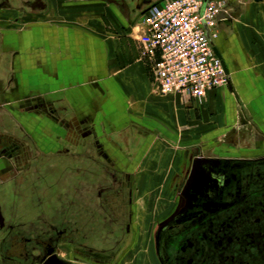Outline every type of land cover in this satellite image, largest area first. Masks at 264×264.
Wrapping results in <instances>:
<instances>
[{"label":"flooded vegetation","instance_id":"obj_1","mask_svg":"<svg viewBox=\"0 0 264 264\" xmlns=\"http://www.w3.org/2000/svg\"><path fill=\"white\" fill-rule=\"evenodd\" d=\"M47 3L0 0V264H123L137 240L133 167L148 137L105 140L67 101L38 98L53 95L50 84L23 87L27 41L3 28L9 14L15 24L46 17ZM10 95L30 99L6 106ZM254 129L229 136L223 153L194 149L173 177L176 203L154 235L159 264H264V125Z\"/></svg>","mask_w":264,"mask_h":264},{"label":"crops","instance_id":"obj_2","mask_svg":"<svg viewBox=\"0 0 264 264\" xmlns=\"http://www.w3.org/2000/svg\"><path fill=\"white\" fill-rule=\"evenodd\" d=\"M159 1L47 0L46 54L30 53L32 44L27 43L20 48L23 59H19L24 61L19 66L21 78L28 75L30 79H23L24 88L31 87L37 77L39 84H50L54 93L48 97L67 101L72 110L79 112L84 124L87 117L100 121L96 126L103 139L109 141L126 131L132 143L148 137L145 153L137 160L134 171L136 187L142 186L148 194L150 186L158 185L159 177H165L160 182L167 184V177L173 178L184 170L187 159L180 152L187 154L191 149L207 146L204 141L209 140L210 146L223 153L229 136H237L247 127L264 125V1L226 0V14L218 21L214 47L228 69V83L209 92L201 102H183L178 95H159L140 59L136 42L130 38L129 29ZM94 24L101 33L115 32L116 39L110 46L104 44L101 34L76 29ZM113 51L115 56L111 58ZM91 80H97L100 86L95 92L86 87ZM108 87L112 98L123 102L122 112L127 118L121 112L109 113L104 103L110 96ZM20 98L10 95L5 104L14 105ZM158 133L176 139L174 143L181 148L177 154L162 157L160 150L157 152L156 145H164L156 137ZM216 151L213 156H221Z\"/></svg>","mask_w":264,"mask_h":264},{"label":"built area","instance_id":"obj_3","mask_svg":"<svg viewBox=\"0 0 264 264\" xmlns=\"http://www.w3.org/2000/svg\"><path fill=\"white\" fill-rule=\"evenodd\" d=\"M226 0H161L137 25L139 55L161 96L201 102L228 83L212 42Z\"/></svg>","mask_w":264,"mask_h":264},{"label":"rangeland","instance_id":"obj_4","mask_svg":"<svg viewBox=\"0 0 264 264\" xmlns=\"http://www.w3.org/2000/svg\"><path fill=\"white\" fill-rule=\"evenodd\" d=\"M14 17L13 15H11L10 17L7 16V20H6V27L8 28H3L4 30H8V31H13V32H22L21 34H23V40L27 41V43L32 44V48L30 53L32 54H38L40 56H45L46 54V37H47V18H30V19H26L23 23L19 22L18 24L14 23ZM89 21L91 18H88ZM2 23V22H0ZM5 23V22H3ZM96 24L89 26L88 28H83V27H79L76 28L77 30H79L80 32H84L87 31V33L89 34H96L99 35L101 34L103 36V38L106 40L104 43L105 45L108 44L110 46L112 40L116 39V34L113 31H109L106 30V32L101 33L99 32L96 27ZM137 25V24H135ZM96 31V32H95ZM100 35V36H101ZM129 35L130 38L131 36L133 37L132 40H134L136 42V45L138 47L139 45V38L137 36V29L132 30L129 29ZM135 38V39H134ZM33 42V43H31ZM139 50V47H138ZM139 52V51H138ZM115 56V52L113 51L111 54V58ZM112 60V59H111ZM112 62H115L114 60H112ZM113 67V66H112ZM149 78L151 81V84L153 85V87H155V84L153 82V80L151 79L150 73H149ZM109 88L110 91V96L109 98H106L105 100V105L108 107V111L111 115L113 114H117L120 113L123 114L126 117V115L124 114V112H122V106H123V102L122 101H117V97H113V94L111 93L112 91L110 90L111 88ZM130 90L128 89L127 92H129ZM131 92V91H130ZM105 93V92H104ZM103 93V94H104ZM133 97V95H132ZM115 102V103H114ZM125 121V119H124ZM44 126V125H41ZM100 129H103V126H100ZM105 131V130H104ZM105 134V132H104ZM106 135V134H105ZM159 137L160 139H162V145H156L157 148H159L157 150V152L160 150V153L162 155V157H167L169 155H174L177 154V149H181L178 148L176 146V143H174V141H176L175 138H172V136H170V134H165V133H158L156 134V137ZM184 136V134H183ZM150 139H153V137H151ZM208 141V142H206ZM204 144H208L207 146L209 147L210 145H212L210 143L209 140H205ZM143 144V140L141 141L140 145ZM177 144H178V140H177ZM139 145V143L137 144ZM67 146L70 147V152L72 155H77L80 153V149L78 148V146L71 144ZM142 150L140 151V153L144 152V150L146 149V146L141 147ZM140 148V149H141ZM216 148V147H214ZM218 148V147H217ZM139 149V148H138ZM178 150V151H179ZM211 150V149H209ZM218 150V149H217ZM188 153H183L180 152V155H184L185 154V158L189 159L192 156V153L195 152L194 150H190L187 151ZM139 153V154H140ZM145 153V152H144ZM144 153L139 156V154L137 155V157L135 158V164H134V171L137 167L138 164V159L140 157H142L144 155ZM213 151L207 152L205 157L207 156H213ZM160 155V156H161ZM182 158V157H181ZM138 160V161H137ZM186 163V162H185ZM163 179V181L165 180V177H159L158 178V185L156 186H150V191L149 194L145 193V191L143 192L144 188H142V186L139 187V189L136 187L138 194L136 195L137 199H136V203H137V211H138V219H137V240L135 242L134 247L132 248V250L130 251L129 255L124 259L123 264H159L156 254H155V249H156V242H155V233H157L159 227L161 225H159V220L162 219L164 216L162 214L165 215V213L167 211H170L172 207L175 206L176 203V199L174 197V194L171 192L174 182L172 183V177L171 178H166L169 179V182L166 184H162L160 182V180ZM152 185V184H151ZM145 200V201H142ZM64 257H67L66 252L62 251L61 253Z\"/></svg>","mask_w":264,"mask_h":264},{"label":"water","instance_id":"obj_5","mask_svg":"<svg viewBox=\"0 0 264 264\" xmlns=\"http://www.w3.org/2000/svg\"><path fill=\"white\" fill-rule=\"evenodd\" d=\"M255 2H261V1H264V0H254ZM219 20H220V17L218 18ZM24 44H25V42H24ZM215 51V53H216V55L221 59V56H220V54L216 51V49L214 50ZM222 64H223V67H224V71H225V74L227 75V76H229V72H228V69H227V67H226V65H225V63H224V61H222ZM97 80H91V81H88V83H89V85L88 86H86L89 90H91L92 92H95L96 91V88H97V86H98V88H100V86H99V84L96 82ZM85 87V88H86ZM95 88V89H94ZM83 91H85V89H83ZM36 99H38V98H36ZM39 99H50L49 97H39ZM38 99V100H39ZM58 99V98H57ZM56 99V100H57ZM66 100H68V102L70 103V99L69 98H66ZM100 101H101V99H100ZM102 101H103V99H102ZM104 103H105V100H104ZM100 104V103H99ZM77 118L78 119H80L79 118V116L77 115ZM100 122V121H99ZM98 122V123H99ZM98 123H96L95 122V118L93 119V118H91V117H87V120H86V122H85V124L89 127L90 126V128L92 129V132L94 133V135H96V133L98 134V135H100L101 136V134L97 131V124Z\"/></svg>","mask_w":264,"mask_h":264}]
</instances>
